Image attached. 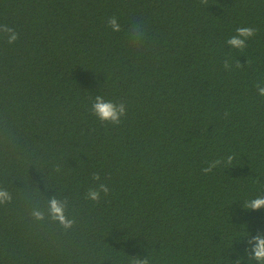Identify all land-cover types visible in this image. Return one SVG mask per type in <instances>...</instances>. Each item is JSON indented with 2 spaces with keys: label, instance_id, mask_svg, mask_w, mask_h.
<instances>
[{
  "label": "trees",
  "instance_id": "trees-1",
  "mask_svg": "<svg viewBox=\"0 0 264 264\" xmlns=\"http://www.w3.org/2000/svg\"><path fill=\"white\" fill-rule=\"evenodd\" d=\"M0 25V264H264V208L244 209L264 196V0H0ZM96 95L125 103L119 125Z\"/></svg>",
  "mask_w": 264,
  "mask_h": 264
},
{
  "label": "clouds",
  "instance_id": "clouds-1",
  "mask_svg": "<svg viewBox=\"0 0 264 264\" xmlns=\"http://www.w3.org/2000/svg\"><path fill=\"white\" fill-rule=\"evenodd\" d=\"M202 3H206L207 0H201ZM108 26L114 31H120V25L117 22L116 17H110L107 20ZM0 34H4L8 44L14 43L18 39V33L7 25H0ZM256 34V29L253 27L242 26L235 29V35L231 36L226 40V44L233 49L240 50L241 52L247 47L245 41ZM223 66L226 70H231L232 66L228 59L223 61ZM236 68H240L241 64L239 61L235 64ZM257 94L264 97V84L258 83L256 85ZM90 111L95 115L98 120L103 123H110L112 125H119L122 117L126 115V105L124 102L116 103L111 100H106L101 95H96L91 102ZM233 156L229 155L224 160L225 165L232 163ZM220 163L219 160H214L201 169L202 173H211ZM92 181L96 182L94 187H90L86 193V198L99 203L101 200V194L105 196L110 192V188L101 180L99 173H93L91 177ZM11 195L6 190H0V203L10 201ZM264 208V196H258L257 198L251 199L244 204V209L256 210ZM65 202L57 200L54 196L49 198L48 211L51 218L58 221L64 228H70L73 221L66 218L64 214ZM32 215L38 220L44 219L43 212L39 210H33ZM248 245L250 246V255L252 258L259 262H264V234L257 233L255 236L249 234ZM246 252L248 249L245 250ZM134 264H149L147 257L140 259L137 258Z\"/></svg>",
  "mask_w": 264,
  "mask_h": 264
}]
</instances>
